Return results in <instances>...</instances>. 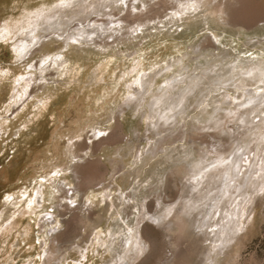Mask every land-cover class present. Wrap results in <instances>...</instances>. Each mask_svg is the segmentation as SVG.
<instances>
[{"label":"rangeland","instance_id":"obj_1","mask_svg":"<svg viewBox=\"0 0 264 264\" xmlns=\"http://www.w3.org/2000/svg\"><path fill=\"white\" fill-rule=\"evenodd\" d=\"M79 1L85 3L73 0L64 9L62 0H0V33L5 24L21 26L30 13L45 7L54 10L48 15L61 12L57 20H62L78 12ZM99 1L86 4L91 8ZM142 1L129 9L115 7L112 14L118 18L110 11L92 13L64 31L40 32L39 40L24 32L0 39V264H173L170 238L166 240L159 218L174 209L166 222L172 220L181 209L186 181L175 172L190 170L200 157H213L208 139L231 152L238 144L226 131L238 138L251 132L244 138L251 144L237 152L249 162L242 161L235 185L247 181V186L236 198L224 200L214 214H224L230 202L236 204L234 209L244 203L254 224L240 234V264H264V178L257 174L264 171V114L251 116L264 110V0H198L195 10H184L190 0ZM152 6L154 17L148 10ZM128 10L146 14L145 22L133 20L128 29L140 32L123 36L124 29L80 37L94 31V20L116 21L129 15ZM74 36L78 40L68 47ZM22 40L33 45L19 54ZM251 66H257L254 73ZM168 79L177 94L188 89L187 100L169 114L175 115L169 122L158 119L159 129L149 128L143 115L152 114L153 91ZM129 83L139 96L134 102L143 104L139 112L134 103L123 102ZM230 98L252 104L242 108ZM241 117L252 123L237 131ZM117 125L122 128L119 143L100 144ZM77 166L82 176L101 177L98 185L77 193L80 180L72 173ZM56 175L62 182L60 192L52 180ZM236 188L230 194H236ZM213 223L214 217L210 226ZM146 225L156 249L153 241L142 239ZM130 229L138 230L145 248L137 261L130 259L135 252H124L135 233ZM183 237L178 231L174 239ZM162 239L165 255L159 261ZM174 264H199L196 251L180 252ZM219 264H226L224 254Z\"/></svg>","mask_w":264,"mask_h":264},{"label":"bare ground","instance_id":"obj_2","mask_svg":"<svg viewBox=\"0 0 264 264\" xmlns=\"http://www.w3.org/2000/svg\"><path fill=\"white\" fill-rule=\"evenodd\" d=\"M100 1H99L100 2L99 4L97 3L96 5H94L91 8H90V6H88V4H86V0H84L85 3H82L79 1L78 6H77L79 9L78 12L70 14L69 16H67V14H66L65 17L61 18L62 20H57V18L61 16L60 15L61 12L48 15L49 13L53 12L54 10L45 7L44 9H40L34 13H30L28 15L29 17L27 16V19L24 21L23 25H21V26L17 25L14 27H9L8 24H5L4 27L2 28V33H0V39H5L10 35L15 36L20 32H24L22 34H28V37L33 39V41L39 40L41 37L40 32H48V31H52V30H59L61 32V31H64L66 27L71 25L73 21H75L76 19H78L80 17H83V16L89 17L92 13H94V14L95 13L106 14L107 11H110L109 15L110 14L113 15L114 13L112 14V10L115 7H119V9H122L123 5H125V6L128 5V9H129L130 6H134L137 2H141L142 0H123V3H121V0H100ZM196 1H198V0H190V4H195ZM205 1L206 0H204V2ZM69 2L72 5L73 0H65V2L62 5L64 9H66L68 7L66 5ZM164 3H165V1H164ZM166 3H168V2H166ZM161 4H162V2H161ZM147 7H149V5ZM152 7H150L151 9L150 8L148 9V10H150L149 12H151V13H152L151 10L152 9L154 10V7L153 8ZM163 7H164V9H166L165 6H163ZM126 8H127V6H126ZM159 9H162V8L160 7ZM186 9H189V8L186 7L184 10H186ZM134 10H135V8H134ZM155 11L157 12V10H155ZM155 11H154V14H155ZM128 12H129V15L124 16V17H120L116 21L109 20V19L105 20L106 18L103 20L97 16L101 20H98V19L94 20V24L92 25V27L94 28V31H90L89 34H87L88 31L87 32L85 31L84 33L79 34V35H80V37H84V36L89 37L91 35H98L99 36V34H102V33L104 34L106 32L107 33L113 32L112 30H117V33H120V31H122V30L124 31V29H126L127 31H125L123 36H129V35H132L133 33L140 32L141 31L140 29H132V31H128V29H129V26L133 23L132 22L133 20L134 21H140V20L143 21V16L146 14H144V15L140 14V13L139 14L138 13L132 14L129 10H128ZM141 12H143V10ZM149 12L146 11L147 15ZM160 13H161V10H160ZM152 15H153V13H152ZM117 16L118 15L114 14V17H117ZM156 16H157V14H156ZM153 17H154V15H153ZM152 18H150V20ZM113 19H115V18H113ZM156 19H157V17L155 18V20ZM118 22L123 23V25L118 26V24H117ZM143 22H145V21H143ZM43 26H46V28H43ZM78 27H80V26L78 25ZM114 37L115 36H112L109 38H114ZM74 39L78 40L75 36L73 38H71L67 44L68 47H71L70 41H72V40L74 41ZM21 43L22 44L20 45L19 49L17 50V53H19V54H23V53L27 52L29 50V48L33 45V43H31L29 41L26 42L25 40H22ZM205 47H208V45L203 46V48H205ZM256 67L251 66L250 70L252 71V73H254L255 70H257ZM192 83H194V82H191V84ZM132 84H134V83H129L128 85H126L127 92H126V96L123 98V102H126L127 103L126 105H128V106H130L134 103L135 107H136L135 110L139 112L140 109L143 108L142 107L143 104L140 103V100H138L136 103L134 102V100L137 98L138 95L136 94L135 90H133ZM170 84H171V80L168 79L164 82V84L161 87H158L157 90L153 91L151 102L149 104V109L152 110V114L149 113L148 111H146L145 114L143 115V117L147 118V120H149V122L151 123V126H149V128L152 127L156 130L159 129V122L160 121L155 122L158 119L165 121V122H169L175 116V115H173L170 117L169 114L175 113L179 108L183 107L185 101L187 100L186 92L188 89L187 90L183 89L180 91L179 94H177L176 91L174 92V90H171L173 88V86ZM180 89H182V88H179V90ZM161 91H163V92H161ZM168 94H170L171 96L176 95V97H178V98L176 100H173L172 97L168 96ZM251 104H252V102L248 105L250 106ZM254 112H256V110H254ZM112 114H114V112H112ZM256 114H258V115H256ZM256 114L252 113L251 116L261 118V116L264 114V110L263 109L258 110V112H256ZM240 120H243L244 124H246V125L252 123V122L248 123L247 118L244 119V117H241ZM212 128L213 127H208V129H212ZM260 128H262V127H260ZM119 129L120 130L122 129L121 125H117V128H115L112 133L110 132L111 134H109L106 139L105 138L100 139L99 143L101 144L103 141L105 142L106 140L107 141L111 140V141L117 142L121 136V133L118 132ZM198 130H200V129H198ZM226 133H227V135L232 137V139L235 142H237L238 145L236 147H234V149L231 152H226V151H219L218 152L219 149H223L224 145H221V144L218 145L217 143L212 144L208 138H204L206 140L208 139L209 142L208 141L206 142L208 144V146L210 144L212 146V151L211 152L209 151V152L210 153H218L219 156H224L225 153H227L230 161H234L235 164L240 165L242 163V160L240 157L244 154H242L241 156H238V154L242 150H245L246 143L248 145L251 144V140L244 139L245 137L249 136L251 134V132L249 134H245L246 136H244L243 138L242 137L241 138L234 137V135L232 136L227 131H226ZM200 140H201V138H200ZM200 140L197 138V141H200ZM202 140L200 142H202L204 144V142H203L204 140L203 141ZM219 142L223 143L224 141H223V139H221V140H219ZM117 143H119V142H117ZM210 147H208V148H210ZM206 151H205V153H207ZM237 152H238V154H237ZM205 153H204V155H206ZM148 160L149 159H147L145 162H147ZM205 162H207V164H205ZM214 163L218 164V160H217V157L215 155L213 157L212 156L209 157L208 159H204L203 157H200L197 161H194L190 165V170H186L185 167H182V168L177 169V171L175 172V174L181 173L180 179L186 181L184 183V187H183L182 192H181V203H180L181 209H179L176 212V215H175L174 219H172V220H169L166 222L167 218L171 215V213L174 209L173 210H169V209L165 210L164 213L159 218L160 222L162 224H164V232H166V234L164 236L167 237L166 240H168V238H170L169 245H167V246L171 247V249H172V256L169 257V259L171 260V258H172L171 263H173V264L176 263V261L178 260V257L180 256V252L181 253L187 252L188 250L194 251V253L196 251L197 257L199 259V264H219V258L222 254H224V256H225L226 264H240L241 263L243 245L240 241V239H241L240 234H242L244 232V230H246V228H248L249 225L252 226L254 224V218H251V215L248 216V213H249L248 208L244 206V203L242 205H238L234 209L233 206L236 204H233V202H230V206H232V207L229 208L230 206H228L225 213L221 214V216L219 215L220 212L218 215L214 214V212L220 206V204H222V202H224V200H230V196H232V198H236V196H238V194H242V192H243L242 188L244 185L247 186V181H244V185L238 186V188H236L235 184H236V182H238V177H236L237 174L235 172V169L231 168L229 165H222V166H218L217 168L213 169L212 165ZM205 167H207L208 169L212 168L211 172H204ZM63 171H66V169H64ZM81 172L82 171L80 170V167H78V166L72 171V173L76 174L77 178H79V180H80L79 184H78L77 193L81 192V191H87V190L94 188L98 185V181L101 179V177L82 176ZM61 173H63V172L61 171ZM202 173H203V175H202ZM88 174L89 173L87 172V175ZM238 176H240V175H238ZM249 176H250V174H249ZM249 176H248V178H250ZM197 177H200V179L198 180ZM52 178H53L52 180L55 181V184L56 185L58 184L57 188H56L58 190V192L62 191L63 187L61 188V186H60L62 182L59 181L58 175L52 176ZM74 179H75V177H74ZM205 179L207 180L205 182L206 187L204 189L200 190V187L203 185L202 181H204ZM100 183H102V182H100ZM232 184H234V186H232ZM234 188H236V194H230V192L232 190H234ZM196 191L198 193L196 195H193V193H195ZM238 200H239L238 202H240V198ZM88 202L93 203L92 200H90V199L88 200ZM63 216L64 215H63V211H62L61 217H63ZM144 217L145 216H143V218ZM212 217H214L215 224L213 223L214 225L210 226ZM176 221H178L179 223L181 222V224L178 225L176 223ZM74 222H76V221H74ZM148 228H149L148 225L144 226L142 239L143 240L147 239V240L153 241L152 246L154 247V249H156L157 245H156L155 241L153 240L155 238H153V237H152V239L149 238L150 235L148 232H149L150 228L149 229ZM129 231L133 232L135 230L130 229ZM178 231H181L185 237L176 241L174 238H175V234ZM137 235H138V230L135 231L134 235L129 237V241H128L129 243L128 242L126 243V245L128 247L124 246V252H127V253L135 252V254L132 255L130 257V259L132 258V260H136V261L139 259V257L141 256V254L144 252V249H145V248H143L142 243L138 241ZM56 236H57V234H56ZM151 236H152V233H151ZM55 239H56V237H55ZM60 240H62V238ZM56 242H54L55 245L59 244L58 242L57 243ZM161 242H162L163 246H161V248H162V249H160L161 253L158 256L159 261H163L164 255H165L163 251H164L166 241L164 239H162ZM195 243H197V244H195ZM192 256H193L192 258L194 260L195 256L194 255H192Z\"/></svg>","mask_w":264,"mask_h":264},{"label":"snow or ice","instance_id":"obj_3","mask_svg":"<svg viewBox=\"0 0 264 264\" xmlns=\"http://www.w3.org/2000/svg\"><path fill=\"white\" fill-rule=\"evenodd\" d=\"M64 2H65V0H62V3H64ZM121 3H123V0H121ZM66 6L71 7L72 5L69 2V3H67ZM187 7L189 8V10H195L196 5L190 4ZM248 75L251 76L252 73L249 72ZM261 84L264 85V79L261 80ZM260 100L261 101H264V87H262L260 89ZM230 102L237 103L239 105V107L244 108V107H247L248 104H250L252 101L249 100L247 103H244V102H240L238 100L237 101H231V98H230ZM243 124H244V121L243 120L237 119V121H236L237 131L240 130V126L243 125ZM100 135L101 136H104V135H106V133L101 132ZM219 151H224V150L223 149H219L218 152ZM213 155H215L217 157V160H218V164H215L214 163L212 165L213 169L217 168L218 166L229 165L231 168H234L235 169V172H236L237 175H241L242 174V171H243V163H248L249 162L247 156H243V155L240 157L241 160L243 161V163L240 164V165L235 164L234 161H230V159L228 158V154L227 153H225L224 156H219L218 153H213ZM261 163H262V165H264V155L261 156ZM209 171L210 170L207 167L204 168V172H209ZM257 174L258 175H261L262 178H264V171H262L261 173H257ZM202 175H203V173H202ZM197 179L199 180L200 177H197ZM69 203H71V201ZM157 223H158V221H157Z\"/></svg>","mask_w":264,"mask_h":264}]
</instances>
